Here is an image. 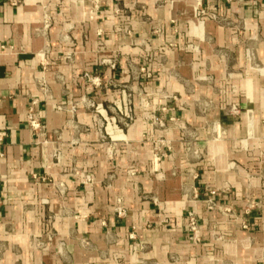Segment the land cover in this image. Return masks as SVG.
I'll return each mask as SVG.
<instances>
[{
    "label": "crops",
    "instance_id": "1",
    "mask_svg": "<svg viewBox=\"0 0 264 264\" xmlns=\"http://www.w3.org/2000/svg\"><path fill=\"white\" fill-rule=\"evenodd\" d=\"M47 1L0 0V264H264V0H64L52 51Z\"/></svg>",
    "mask_w": 264,
    "mask_h": 264
},
{
    "label": "built area",
    "instance_id": "2",
    "mask_svg": "<svg viewBox=\"0 0 264 264\" xmlns=\"http://www.w3.org/2000/svg\"><path fill=\"white\" fill-rule=\"evenodd\" d=\"M198 12H199V14H205V11L203 9H199ZM90 79L93 80V83H99V79L96 77L95 78L90 77ZM143 101L145 102L144 99H143ZM93 105H94V103H90V106H93ZM234 109H235V111L238 112V110L235 107H234ZM163 110L164 111L168 110L167 105H165L163 107ZM148 119L150 120L152 126H158V127H165L166 126L165 121L163 119H161L160 117H158L157 115H154V114L150 115L148 117ZM27 120H28V123H29V125H30V127L34 133L43 132L44 125H43L38 113L33 108L29 109V111L27 113ZM169 120L176 122L177 118L175 116H170ZM162 144H164L163 140H156L155 141L154 153H153V161L154 162H159L162 157L173 154V149H172L171 145L166 144L167 151H162L161 150ZM34 177H35V175H34ZM82 177H83V181L85 183H91L94 181L93 174L87 173V174H84ZM209 203H210V209H213L215 206V202L212 199H210ZM220 209H221V211H223L226 214L232 213L231 207L221 206ZM114 210L118 216L125 215L126 207L124 205L122 198L117 199V202L114 206ZM189 227L195 234L198 232V227H199L198 220L192 214L190 215V218H189ZM244 227H248V225L245 224Z\"/></svg>",
    "mask_w": 264,
    "mask_h": 264
},
{
    "label": "rangeland",
    "instance_id": "3",
    "mask_svg": "<svg viewBox=\"0 0 264 264\" xmlns=\"http://www.w3.org/2000/svg\"><path fill=\"white\" fill-rule=\"evenodd\" d=\"M63 2H64V0H48L43 5L44 13H43V26L42 27H43V30H44L45 37L47 38L46 39L47 40V44H46V50L47 51H49V50L52 51V48H51L50 43L48 41V35H49L48 31H49V29H50V27L52 26V23H53V17H52V15L50 13V7L53 6L54 4H56L58 6V8H59V7H61ZM98 2H99V0H92V6H91L90 10H88V15H86V19L88 21H93L94 20V12H95V9L98 6ZM117 11L119 12L120 10H117ZM199 15L203 16V14H199ZM64 36L65 35L63 34L62 37H64ZM103 49H104V45L99 43L97 50L99 52H103L105 50V49L104 50ZM72 58H73V52H70L68 54V56H67V59H69V61H70ZM103 65L109 66V67H112V68H116L118 66L116 61H115V59H113V58L106 59L105 63H103ZM44 66L45 67H43L42 70L43 71H47L45 64H44ZM84 76L88 79V81L93 83V80L90 79V77L95 78V76H93L91 73H85ZM90 103H93V101H90ZM93 109H94V107H93ZM82 179H83V177H82Z\"/></svg>",
    "mask_w": 264,
    "mask_h": 264
}]
</instances>
